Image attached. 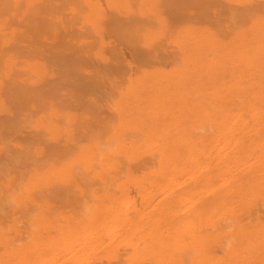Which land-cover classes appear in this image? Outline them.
I'll return each mask as SVG.
<instances>
[{
	"label": "bare ground",
	"instance_id": "obj_1",
	"mask_svg": "<svg viewBox=\"0 0 264 264\" xmlns=\"http://www.w3.org/2000/svg\"><path fill=\"white\" fill-rule=\"evenodd\" d=\"M0 264H264V0H0Z\"/></svg>",
	"mask_w": 264,
	"mask_h": 264
},
{
	"label": "rangeland",
	"instance_id": "obj_2",
	"mask_svg": "<svg viewBox=\"0 0 264 264\" xmlns=\"http://www.w3.org/2000/svg\"><path fill=\"white\" fill-rule=\"evenodd\" d=\"M106 109H107V110H106ZM104 111H105V115H106V116L111 117V112H109V109H108V108H104ZM107 113H109V114H107Z\"/></svg>",
	"mask_w": 264,
	"mask_h": 264
},
{
	"label": "clouds",
	"instance_id": "obj_3",
	"mask_svg": "<svg viewBox=\"0 0 264 264\" xmlns=\"http://www.w3.org/2000/svg\"><path fill=\"white\" fill-rule=\"evenodd\" d=\"M231 246V241H229V247Z\"/></svg>",
	"mask_w": 264,
	"mask_h": 264
}]
</instances>
